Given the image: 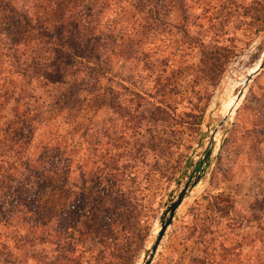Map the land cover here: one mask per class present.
I'll return each mask as SVG.
<instances>
[{"label":"rangeland","instance_id":"obj_1","mask_svg":"<svg viewBox=\"0 0 264 264\" xmlns=\"http://www.w3.org/2000/svg\"><path fill=\"white\" fill-rule=\"evenodd\" d=\"M113 1L92 15L105 32L131 36L137 30L141 53L127 59L113 54L97 78L89 70L81 73L83 87L54 128L41 120L46 113L32 124L15 113L23 102L43 112L53 102L54 87L30 73L46 55L52 58V45L38 43L42 25L35 22L51 26L62 9L55 10L58 0H0V100L8 90L0 109V264H8L2 255L14 264H143L162 210L182 176L200 167L210 136L202 177L177 209L150 264H187L199 256L201 240L210 238L193 232L201 224L217 230L215 245L228 220L243 249L249 248L243 236L264 235L257 228L261 222L264 227V67L233 113L219 121L230 83L263 51L264 0H183L185 10L174 3L164 9L165 23H152L146 33L139 22L130 23L132 13L141 11ZM21 13L36 26L29 34ZM94 47H85L93 57L102 50L93 52ZM145 59L153 67L145 69ZM13 119L15 126L5 129ZM50 130L55 138L68 137L69 166L52 174L54 180L67 178L65 187H39L41 179L28 171L43 163L35 161ZM13 188L30 207H44L21 215L25 222L16 234L11 224L18 212L7 198ZM208 194L231 201V215L210 210ZM250 213L260 220L239 226L240 216ZM28 223L36 228L28 230ZM19 235L27 236V247L19 246ZM250 246L264 252V241Z\"/></svg>","mask_w":264,"mask_h":264},{"label":"trees","instance_id":"obj_2","mask_svg":"<svg viewBox=\"0 0 264 264\" xmlns=\"http://www.w3.org/2000/svg\"><path fill=\"white\" fill-rule=\"evenodd\" d=\"M117 1L123 3L124 5L129 4L134 6L135 10L142 12V14L138 16H135L134 13H132V16L130 17L131 22H129L132 25L139 22L145 33L150 28L152 23H156L160 26L165 23L162 19L164 9L168 8L169 6H173L174 3L181 10L186 9L185 5L183 4V0ZM111 2L114 1L58 0L57 3L53 2L57 6L56 9L54 8L55 10L58 8L60 9V7L62 9L58 14L59 19L57 23H52V25L49 26L45 20L35 22L38 27L42 25L40 28H38L39 31L37 32V36L39 38L38 43L41 42V44H44L47 47L48 45H52L50 50L52 53V58L48 60V56L46 55L45 58L35 64L34 70L30 74L43 78L46 82H48V84H50V86L54 87L49 93V97L52 98L51 100L53 102H49L46 105L47 110L44 112L39 108L37 109V106L34 107L36 110L33 108H28L27 102H23L20 106H18L20 110H17L15 113L19 116V119H21L22 123H37L39 120L38 116H40L42 113H46L47 117L41 120L46 123L48 122V125L55 123L54 128H58L60 120H58L57 117L62 116L63 113L69 109L70 102L77 97V89H82L83 87L81 73L89 70L94 75L93 78H97L100 74L107 72L110 58H112L113 54L119 56V58L123 57L127 59L130 56L135 57L134 53H141V50L137 49L139 48L141 41L139 40V37L134 34L137 32V30L133 31L131 36L125 32L120 33L115 30H112V32H105L99 25L98 19L92 15L94 9H97V11H102V9L106 8ZM158 14H161V16ZM20 16L23 17V20L26 24V31L24 30V32L29 34L30 31L34 30L36 26L31 23V16L25 15L24 13H21ZM47 30H50V32ZM91 44L95 45L93 52H96L98 49H102L100 54L98 52L97 56L95 57L87 52V49L90 48ZM134 47L136 49H134ZM107 49L110 55L105 52ZM60 51L65 53L60 57V59H58L56 53ZM90 51H92L91 48ZM141 60L143 61L142 57ZM148 66L153 67V65L149 61L147 62L145 59L144 68L147 69ZM7 91V89L3 90L1 95L2 99L0 100V109L4 105L5 98L7 97ZM152 94L153 93H151V95ZM139 97L142 96L139 95ZM154 107L156 108L157 106L154 105ZM157 108L161 112L165 111L163 107L158 106ZM15 109L16 107L14 108V111ZM62 121L63 123H66V120L63 119ZM15 124L16 120L14 119L8 121L5 124V129L11 128L12 126H15ZM47 133L48 134L44 136V140L40 141V157L36 159L37 162L35 161L37 165L42 163L41 161H43V163L40 165V167L36 166L35 168H32V170H28L30 165L27 163L25 168L31 172L36 180L41 179V181L37 183L39 187H65V185L68 183L67 178L54 180L52 179V174L55 172V170H57L58 167L69 166L71 160V151L68 146V137L66 138V136H63L57 138L56 136L55 138L53 137L51 130ZM51 158H54V160L57 161V166L51 165L50 161H48ZM64 160L65 164L63 163ZM9 192L10 191L7 193ZM221 195L222 194H208L205 196V198L209 201L208 207L210 210L219 213L223 217H227L232 213L233 203L227 199H224L223 197H220ZM7 196L9 199L8 201L14 204L18 212L15 221L11 224V226H13L11 233L16 234L17 230H19L18 228L24 224L25 221L24 219L23 221L21 220V215L26 217L30 216L31 213L38 214L43 212L42 209H44V207L38 204L34 205L33 208L30 207V203L26 204V200L21 195V191L17 190V188L11 189V192ZM240 217L242 218V222L239 224V226L242 225L243 227H249V224H255L256 220H260L256 219V216L252 213H250V216L244 215ZM228 221L229 222L225 223L222 233L217 236L220 240L216 245L215 243L213 244V242L216 240L214 236L217 233V230L212 229L204 224H201L199 227H193V232H197L199 237L208 235L210 238L206 241L201 240L204 244L203 248L201 249V254L190 259L187 264H264V252L250 246L253 245L255 241H264V235L260 236L258 232H252L251 234L248 233L245 237L243 236L241 240H245L246 245L249 246V248L243 249L240 244V240H237L238 234L233 232L235 228L234 224L231 222V220ZM35 228V225L28 223V230ZM257 228L258 231L264 232L262 222L261 224L257 223ZM26 232L29 233L31 231ZM17 242H19V246L27 247V236L19 235ZM2 257L5 259L4 262L8 264H14V260H6V257L3 255ZM71 261L75 260L71 259Z\"/></svg>","mask_w":264,"mask_h":264},{"label":"water","instance_id":"obj_3","mask_svg":"<svg viewBox=\"0 0 264 264\" xmlns=\"http://www.w3.org/2000/svg\"><path fill=\"white\" fill-rule=\"evenodd\" d=\"M263 53H264V47H263ZM264 67V60L261 62V64L258 66V69L255 70L252 75L249 77L248 82L250 79L262 68ZM247 86V85H246ZM244 88L240 89L237 93L238 97H241L243 94ZM211 141L212 136H210L207 145L205 146L204 150V156L202 160L200 161V167H196V171L191 176L183 175L182 178L179 180L178 185L179 188L174 191L173 195L168 199V202L166 203L164 209L162 210L161 216H160V224L158 227V230L156 232V236L153 239L150 248L146 251L145 258L143 261V264H150L156 250L160 244V241L162 240L167 228L170 226L177 209L179 208L180 204L184 201V199L188 196V194L191 192V189L200 181L202 177V171L203 166L201 165L207 160V157L210 155L211 152Z\"/></svg>","mask_w":264,"mask_h":264},{"label":"bare ground","instance_id":"obj_4","mask_svg":"<svg viewBox=\"0 0 264 264\" xmlns=\"http://www.w3.org/2000/svg\"><path fill=\"white\" fill-rule=\"evenodd\" d=\"M263 60H264V53L262 51L259 58L253 63V65L248 67L239 77L235 79V81L230 83L229 89L231 90V94L224 102L220 110L219 121H223L233 113L234 109L236 108V106L240 101V97L237 96L238 91L243 88L245 89L249 77L252 75V73L255 70L258 69V66L261 64ZM214 133H216V131Z\"/></svg>","mask_w":264,"mask_h":264}]
</instances>
